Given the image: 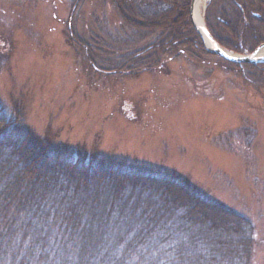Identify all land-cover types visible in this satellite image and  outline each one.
Here are the masks:
<instances>
[{
    "label": "rangeland",
    "instance_id": "1",
    "mask_svg": "<svg viewBox=\"0 0 264 264\" xmlns=\"http://www.w3.org/2000/svg\"><path fill=\"white\" fill-rule=\"evenodd\" d=\"M137 1L0 0V103L53 144L188 178L252 223L251 264H264V72L222 59L198 31L203 53L147 50L142 34L170 40L172 18ZM131 9L145 31L128 25Z\"/></svg>",
    "mask_w": 264,
    "mask_h": 264
},
{
    "label": "trees",
    "instance_id": "2",
    "mask_svg": "<svg viewBox=\"0 0 264 264\" xmlns=\"http://www.w3.org/2000/svg\"><path fill=\"white\" fill-rule=\"evenodd\" d=\"M191 1H137L145 10L156 2L173 22L170 40L165 27L142 34L147 50L203 53ZM207 14L219 44L241 53L264 43V0H211ZM135 18L128 25L145 31ZM233 30L234 42L218 35ZM253 235L246 217L188 178L53 144L0 103V264H251Z\"/></svg>",
    "mask_w": 264,
    "mask_h": 264
},
{
    "label": "water",
    "instance_id": "3",
    "mask_svg": "<svg viewBox=\"0 0 264 264\" xmlns=\"http://www.w3.org/2000/svg\"><path fill=\"white\" fill-rule=\"evenodd\" d=\"M196 3L197 0H192L191 5H190V19L192 22V25L196 31L199 33L202 32L204 35V41L210 43L211 45V50L213 53L216 55L220 56L222 59L235 63L238 65H243V64H261L264 63V57L260 56L261 50L264 48V44L260 45L253 53L247 56H240V55H233L229 52H227L210 34L209 30L204 24L198 25L195 21V8H196Z\"/></svg>",
    "mask_w": 264,
    "mask_h": 264
},
{
    "label": "bare ground",
    "instance_id": "4",
    "mask_svg": "<svg viewBox=\"0 0 264 264\" xmlns=\"http://www.w3.org/2000/svg\"><path fill=\"white\" fill-rule=\"evenodd\" d=\"M207 0H197L195 8V21L198 25L203 24V10L205 8V3ZM209 48H211L210 43L207 42ZM260 56L264 57V48L260 52Z\"/></svg>",
    "mask_w": 264,
    "mask_h": 264
}]
</instances>
